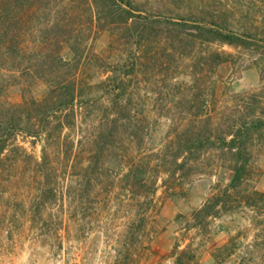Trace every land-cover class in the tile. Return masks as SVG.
<instances>
[{
    "label": "rangeland",
    "instance_id": "374dc122",
    "mask_svg": "<svg viewBox=\"0 0 264 264\" xmlns=\"http://www.w3.org/2000/svg\"><path fill=\"white\" fill-rule=\"evenodd\" d=\"M132 2L0 0V264H264V0Z\"/></svg>",
    "mask_w": 264,
    "mask_h": 264
},
{
    "label": "trees",
    "instance_id": "16d2710c",
    "mask_svg": "<svg viewBox=\"0 0 264 264\" xmlns=\"http://www.w3.org/2000/svg\"><path fill=\"white\" fill-rule=\"evenodd\" d=\"M110 2H113L115 4H120L125 6L127 8V11H135L136 6L133 4L132 0H108ZM211 26L208 27H201L199 25H192L191 27L197 28L200 33H205L206 36H208L211 39L218 40L222 43L230 44V45H238L242 47H251V46H258L257 41L255 39H250L249 35H245L243 33H238L232 30H228L225 27H223L220 23L212 20L209 21ZM177 25H187L185 22H177ZM70 86H66L69 88ZM68 95L66 96L65 93L61 95L60 97L56 99H50L48 102L44 99L43 101H31V113L33 115L32 119L27 120L26 123H29L28 129H26L27 132L32 133L33 135H37L39 130L38 126L41 120H46L47 122H51L52 117H56V123L59 126H62V117H68L73 115V106L75 105V94L73 91L68 90ZM12 114H7L3 119L2 122H0V157L1 153L5 149V145L7 140L9 139V135H11L10 129L16 127V125L13 123L15 122V110L12 109ZM21 120V119H20ZM39 120L38 124L36 121ZM13 123V124H12ZM31 126H33L32 129ZM34 131H31L33 130ZM237 135L232 137L227 143H225L224 147L228 149L230 152L233 150L236 151V153H239V145L236 142ZM193 144V143H192ZM224 144V143H223ZM195 147L196 144H193L192 146L185 147L186 150H192L191 148ZM199 213L202 212V209L198 211Z\"/></svg>",
    "mask_w": 264,
    "mask_h": 264
}]
</instances>
